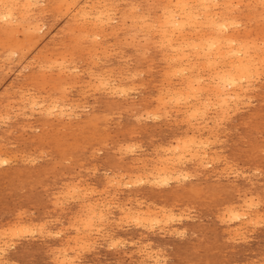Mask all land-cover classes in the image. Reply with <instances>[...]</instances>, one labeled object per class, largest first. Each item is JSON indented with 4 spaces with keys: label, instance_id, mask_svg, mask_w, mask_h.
I'll return each instance as SVG.
<instances>
[{
    "label": "rangeland",
    "instance_id": "obj_1",
    "mask_svg": "<svg viewBox=\"0 0 264 264\" xmlns=\"http://www.w3.org/2000/svg\"><path fill=\"white\" fill-rule=\"evenodd\" d=\"M129 1L131 0H119V1L114 0L116 6L112 12L113 14L111 13V18L113 19L112 20L113 22H111V24L113 26H116L115 31L113 33H110L109 31H107L106 32L107 34L105 36L97 38V42L99 43L97 46L94 47L91 44L92 43L95 44V42H90L91 36L90 38H88L89 36H83V38H81L80 40L77 39L78 40L77 41L76 40L77 33L76 32L73 33V31H70L72 30L74 25L81 24L85 21L88 22L89 18H91L90 16L89 18L88 17L84 19L80 18V12H76L78 11L76 9L70 10V12L63 15L61 13H58L56 10H54L50 6L47 0H43L41 2V5H43L42 8L44 10H42V12L39 15H37L39 16V23H41L42 25L41 31L39 32L40 34L38 33V36L40 39V40L38 39L37 41L38 43L36 42L30 46H25L24 50L26 52L23 51L25 53L24 55L25 57H23L24 60L21 59V61H18V60L12 59L11 61H13V63L12 62H10L9 64L4 63V65L2 61L0 60V117L2 118L0 119L1 120L0 121V138H1L0 139V143H1L0 152L2 151V153H0V158H2L0 160V164L2 165L0 166V230H1L0 235L3 234V237L0 236V243H1L0 246L3 244L0 247V264H60V263L68 264L69 262H70L69 264H89V263L90 264L91 263L92 264H138V263L139 264H143V263L144 264H149V263L154 264L155 261L157 262V264H159V262H161L160 264H164V263L165 264H255V263L264 264V227H263L264 221L263 220L260 221L261 218H264L263 216L264 215V206H263L264 205V199H263L264 198V74H263L264 67L260 68L258 75L254 74V76H252L251 79L249 78V80L251 81L252 79L254 80V82L253 81L250 82L252 85L249 84L248 81L244 82V80L239 83L241 84L242 89L241 90L236 89L237 94H238L237 98H233L234 100L230 98L227 102H225V104L227 105L222 106L220 105L221 103L218 104L219 100L216 98V96L213 97L214 94H212L210 91H207V89L205 90L206 93L205 91L200 92L201 93L199 95L200 97L199 98L197 97L199 100L202 99L201 109L199 111L201 110L203 111L195 113L196 116H193L192 109L188 110L187 105H189L191 102H195L194 100L190 98H187L189 100H186V99L183 100L182 98H180L181 100L179 99L176 100L175 98H173L172 100L174 101H172L169 97L164 98L165 96L164 93L167 90L181 88L182 77L187 75L186 73L174 74L175 73L173 72L174 68H169L168 65H170L171 67L173 66L172 62L169 61L171 57L170 50H167L168 48L165 49V47L161 45L160 39L157 37L150 38L145 41L143 36H140V37L135 38L134 39L135 41H134L127 27H123V26L118 27L120 25V18H119L120 11L123 9L125 3ZM136 1H137V4H139L138 5L139 10L140 9L146 10L149 8L152 14H155L157 16L160 15L159 9H157L155 6L158 1H155V0H136ZM248 2L247 0H242L240 2L241 4H239L238 10L240 9L239 10L241 12L240 17L242 18L241 20H239L240 24L238 25V28L241 31L244 30L247 32L246 35L249 40L252 39L254 40V42L256 41L258 45H260V43L262 42L261 39H263L264 37V14H263L264 5H262L261 3L257 4V2L248 4ZM152 4L154 5V8L152 7ZM246 4H248L247 7H246ZM72 21H73V24H72ZM118 28H120L121 30ZM117 32L119 33L117 34ZM159 45H161L162 48ZM97 50H100V51H97ZM37 57L38 58L40 57V58L38 59ZM61 57H63L66 60L63 65L66 66L67 68L65 72L63 71L62 73L59 72V68L63 65L61 66L56 65V63H59L61 61L60 59ZM120 58H122V60ZM213 59L214 58L212 55L210 62H213L212 61ZM223 59H226V60H223ZM54 60H56L57 62H54L55 64H52L51 62H53ZM227 60H228L227 58H217L216 57L214 62L209 66L210 68L207 66L205 69H203V72L200 71L202 78H204L203 80L204 82L202 83L205 85H210V84L213 85L215 81L214 80L215 74L213 70L214 66L216 65L220 67ZM215 61L217 64H215ZM203 62L205 61L201 60L200 64ZM48 65H50V67ZM54 65L56 66V68ZM207 68H209L210 70ZM70 69H71V72H70ZM67 70H69V72ZM167 73H169V75ZM171 74L172 75L174 74L175 76L174 75L172 76ZM91 76L94 79H92ZM205 77L208 79H205ZM104 78H105V81H104ZM126 78L129 80L127 81ZM84 80L85 82L86 81L87 82L85 83ZM100 82H102V84H100ZM94 83L97 85H95ZM120 83L122 84L121 85L122 87L120 86V88L118 89L120 91L118 90L114 92L110 91L109 89L110 87L115 86V85H120ZM71 84H73L75 87ZM99 84L102 85V87L105 86L104 89H102V87H99L100 86ZM155 84H158V85H155ZM168 84H171V85H168ZM129 86H133V87H129ZM246 87H247V91L245 90ZM89 88L91 89L88 90ZM249 88L251 89V92H249L250 91ZM75 89L76 91H74ZM162 89H163V93H162ZM22 90L24 92H22ZM122 91L123 92L125 91L126 93L124 92L125 93L124 94ZM231 91L232 89L227 90V92L229 93H231ZM240 92L242 93L239 94ZM25 93L27 94L25 95ZM111 93L114 96H112ZM201 95H202V98H201ZM56 96H58L59 98ZM64 96H65V99H63ZM241 96H242V99H241ZM31 97L34 98V100ZM60 98L62 99V101H60L61 100ZM77 98L79 99L77 100ZM159 98H161L160 102L158 101ZM249 98L251 99L252 102L248 100ZM35 99L37 101H35ZM56 99L60 101L59 104L63 102L62 105L64 106L66 105L65 107L68 108L66 109V111L63 113L62 116H59L57 114L58 111L43 110L45 106H47V104L50 103V101H56ZM175 100L179 101V103H177ZM30 102H33V103L30 104ZM175 102H176V105H175ZM181 102H184L185 104L182 103L181 105ZM164 104H168V105H164ZM31 105H32V108L30 107ZM71 105L76 108L72 107ZM160 105L163 107L161 108ZM183 105L184 107H182L181 109V106ZM212 105L213 106L216 105L217 107L214 108ZM17 106L19 109L17 108ZM167 106H170V107L167 108ZM226 106H228L232 110L227 108ZM175 109H177L180 112H178ZM221 109H226V111H223ZM165 110L166 111L168 110V111L166 112ZM185 110H188V111H185ZM18 111H19V115L17 114ZM48 111H50V114L48 113ZM153 111L154 112L156 111V114ZM3 112L7 113L8 118L7 117L4 118ZM38 112H41V113H38ZM52 113L54 114V116L55 115L57 116L54 117ZM69 113H72V115ZM179 113L182 115V117ZM188 113L192 116V118ZM223 113H224V116H223ZM146 114H149V115H146ZM158 115L161 117H158ZM210 115L211 116L213 115V116L211 117ZM120 117H123V118H120ZM187 118L190 122L187 120ZM208 119L209 120L212 119L213 121L212 120L209 121ZM227 120L228 121L231 120V121L228 122ZM216 123H218V126H216L217 125ZM203 125L206 127L203 128ZM208 126H210V128ZM103 128L104 129L107 128V129L104 130ZM184 129L186 131L188 130L189 132L187 131L188 132L187 133ZM192 132H195L197 138L201 139L200 140L201 142L206 139L205 141L202 142L201 145H200L201 142H197L198 143L197 145L198 146L200 145V147H197V145L196 146L192 145L191 142L189 143L188 141H186V139L189 140L190 138L189 136H191ZM200 134L201 135L203 134V135L201 136ZM212 134H214V136ZM183 140L186 141L187 147L185 148L187 149H185L184 156H182L178 160L177 156L179 155V153L173 152L171 148H175L177 141H180L182 143L184 142ZM213 140L215 142H213ZM210 141L213 142L214 144L213 143L210 144L211 143ZM187 142L189 145L187 144ZM193 144H196V142H194ZM130 145H132V147ZM125 146L129 147L128 148L129 150H127V147ZM130 149L133 150V152ZM162 149L165 150V152ZM195 152L197 153V159H194V157L196 158V156H193ZM132 153L134 156L132 155ZM192 153L193 155L191 156ZM198 153L201 155H199ZM203 153H205L206 155H204ZM158 155L161 158H159ZM96 156H99V157H96ZM167 156H168V160H165ZM202 156L203 158L204 157L205 158L202 159ZM9 157L11 159H8ZM190 157H193V159L192 158L189 159ZM153 159L156 162L152 161ZM163 160L168 161L167 163L171 161L172 163L171 164L169 163L167 166L171 167L172 165L171 167L172 171L174 172L178 171V173L174 174V176L172 175V177L169 180H167L168 184L167 183L162 184L163 185L162 186L161 184H159V179H157L158 184H157V180L154 181L157 176L155 177L156 173L153 170L154 169L153 166L159 167ZM175 161H176V164H175ZM181 161H182V164H180ZM214 162H217V163H214ZM72 167H75V168H72ZM147 168L149 169L147 170ZM222 170H224L225 173ZM113 172H115L116 175ZM228 172H229V176H227ZM255 172L258 174H256ZM134 173L135 175H138L140 177L135 176ZM150 173L153 178L150 177ZM236 175L239 177H237ZM145 176L147 178H144ZM254 176H256L257 178ZM228 177L230 178L228 179ZM191 178L193 179L191 180ZM217 178L219 180H217ZM115 180L118 182V184H116L117 182ZM107 181L111 183L109 184ZM126 181H128V183ZM139 181L140 183L138 184ZM134 182L137 183L138 185L136 186ZM141 182H143V184ZM131 183H133L132 186H131ZM152 183L154 185H152ZM111 184H112V187H110ZM71 185L73 186V188L74 187L76 188L74 189L71 188ZM125 185H126V188L124 187ZM79 187H81V190L79 189ZM82 187H85V189L87 190H85L84 188L82 189ZM96 188L98 189V191H96L97 190ZM67 189L70 191H68ZM72 190L73 191L75 190V191L72 192ZM85 192L86 194H88L89 192L88 194L89 197L88 195L86 196ZM74 193L75 195L73 196ZM91 194H94V195H91ZM116 195L119 197L116 198L117 197ZM68 196L69 197L71 196L73 200L71 199V197L69 199ZM79 197L81 198L80 200H78ZM247 198L252 199V200H249ZM260 199H263V200H260ZM57 201H60L59 202L60 204ZM250 201L254 202L255 205L254 203H253L254 206L250 204L251 203ZM105 202L107 203L105 204ZM136 203H139V205ZM244 203L245 204L249 203V204H246L248 205V207L245 206ZM90 204L96 206L94 207V209L95 208L97 209V205L99 204L97 211L95 209L93 211V214H90L89 207H93ZM187 205L188 207L186 208ZM250 205L253 208H251ZM107 206L108 207L110 206L111 208L110 207L108 208ZM125 206L127 208H125ZM158 206L159 208L157 209ZM184 208H186V210ZM237 208L239 210H236ZM100 209L102 213L100 212ZM103 209H105L106 211ZM128 210L129 211L131 210L133 212L131 211L129 212ZM138 211H140L139 213H141L142 211L143 212L153 211V213L157 214V217L159 218L158 219L159 222L157 223L159 225L153 222H152L153 223L152 225L151 222L142 223V222L135 220L134 217L136 215L134 216L133 214H137ZM128 213H130L131 215L129 214L128 216ZM153 213H152V216L156 217V215L155 214L153 215ZM185 213H188L189 215ZM235 213H238L237 217H239V214L245 215L246 213V215L245 216L241 215L237 219L236 217L237 214ZM257 213H258V216H257ZM99 214L100 215L104 214L103 219L97 218L100 216ZM191 214L193 215L191 216ZM163 215L165 218L166 217L167 218L165 219ZM169 215L171 216L169 217ZM32 216H35V217H32ZM79 216H81L82 218ZM85 216H86V221L84 218ZM89 216H92V217L89 218ZM124 216H128V217L123 218ZM233 216L236 217L237 220ZM129 217H130V220H129ZM175 217H177L178 219L177 218L175 219ZM181 217L183 220L181 219ZM160 218L163 220L160 221ZM196 218L198 220H195ZM88 219H90L91 221L94 220L92 221L93 224L92 223L88 224L90 223V222L87 223V221H89ZM222 219L223 221H226V222H223ZM166 220H168V222ZM247 220L249 223L250 222L252 223V221L254 220L252 223L253 225L251 223L249 224ZM76 221L78 222V224ZM79 221L80 222L82 221V222L80 223ZM116 221H118V223ZM121 221L124 222V224H122ZM126 221L130 224H128ZM244 222H247V223H244ZM254 222L257 224L255 228H253V226L256 225ZM30 224L32 227L30 226ZM131 224L133 226H131ZM238 225L240 227H237ZM23 226H26V227H23ZM27 226L31 228H28ZM8 227L11 228L12 230L9 231L10 229H8ZM86 227L88 230L86 229ZM91 227L92 228L94 227L95 229L94 228L91 229ZM20 228H23V229H20ZM98 228L100 231H98ZM151 228L153 231L151 230ZM158 229H160L161 231ZM20 230H22L23 233H21ZM27 230L28 231L32 230L31 231L32 233L28 232ZM179 230H180V233H179ZM5 231H6V236H9V237L11 236L12 239L11 237L6 238V236L4 235ZM33 231L35 232L33 233ZM40 231L41 233L37 234ZM102 231H104V233ZM24 232H27L28 234L26 233L25 235ZM47 232L48 233L51 232V233H49L48 235ZM19 233L20 235H18L17 237V234ZM97 233L99 234V236ZM13 236H14V239H13ZM31 236L33 239L31 238ZM71 236H74V237H71ZM3 240H4V243L2 242ZM81 240L85 244L83 242H79ZM130 241L131 243H129ZM233 241H236V242H233ZM5 243L6 245L9 246L10 249L7 246H5ZM86 243L88 244L90 243V244L88 245ZM113 243L114 244L117 243V244L114 247H112L114 245ZM83 244L85 245V247ZM139 244H141L142 247ZM81 245L83 249L81 248L79 249ZM54 247L56 248V250H53L55 249ZM63 249L66 251H64ZM74 249H77V250H74ZM148 249L150 250L151 253L149 252ZM145 250H147L148 252H146ZM154 251L156 254L154 253ZM158 251L160 253H158ZM65 252H66V255H65ZM135 252H137V254ZM158 254L159 255L161 254L162 256L161 255L159 256ZM76 255H77V261H76ZM148 257L150 258V260L148 259ZM63 259L64 261L67 260V262L63 263L62 261ZM70 259H73L74 261L73 260L71 261Z\"/></svg>",
    "mask_w": 264,
    "mask_h": 264
},
{
    "label": "bare ground",
    "instance_id": "obj_2",
    "mask_svg": "<svg viewBox=\"0 0 264 264\" xmlns=\"http://www.w3.org/2000/svg\"><path fill=\"white\" fill-rule=\"evenodd\" d=\"M43 0H0V60L2 61V63H3V65H4V63H6V64H9L10 62H12L13 63V61H11L12 59H14V60H18V61H21V59H23V57H25L24 55H25V53L23 52V51H25L24 50V48H25V46H30V45H32V44H34V43H36L37 41H38V39H39V36H38V33L41 31V23H39V16H37V15H39L41 12H42V10H44L43 8H42V6L43 5H41V2H42ZM48 2H49V4H50V6L54 9V10H56L58 13H61V14H67L68 12H70V10H78V11H76V12H80V18H86V17H88L89 18V16L91 17V18H89V21L88 22H83V23H81V24H78V25H74V27L72 28V30H70V31H73V33L74 32H76L77 33V36H76V40L78 39V40H80L81 38H83V36H89L88 38H90V36H91V40H90V42H95V44H91V45H93L94 47L95 46H97L98 45V43L99 42H97V38H99V37H103V36H105L107 33V31H109L110 33H113L114 31H115V28H116V26H113L112 24H111V22H113L112 20V18H111V13L113 12V10L115 9V6H116V4H115V2H114V0H47ZM119 1V0H118ZM155 1H158L157 3H156V8L157 9H159V12H160V15L159 16H157V15H155V14H152L151 12H150V10H149V8L148 9H146V10H144V9H140L139 10V4H137V1L136 0H131V1H129V2H127V3H125V5H124V7H123V9L120 11V25L118 26V27H120V26H123V27H127L128 28V30H129V32H130V34L132 35L131 37L133 38V40L135 39V38H137V37H140V36H143V38L145 39V41L146 40H148V39H150V38H155V37H157V38H159L160 39V42H161V45L163 46V47H165V49L166 48H168L167 50H170V52H171V57H170V59H169V61L170 62H172V64H173V66L171 67L170 65H168L169 66V68H174V70H173V72H175L174 74H176V73H179V74H184V73H186L187 75H185V76H183L182 77V83H181V88H179V89H170V90H167L165 93H164V98L165 97H169L171 100L173 99V98H175L176 100H181L180 98H182L183 100L184 99H186V100H189V99H187V98H190V99H192V100H194L195 102H191L189 105H187V109L189 110H191L192 109V112H193V116H196L195 115V113H198V112H201V111H203V110H201V111H199L200 109H201V100H199L198 98L200 97L199 95L201 94L200 92H204L206 89H207V91H210L212 94H214L213 95V97L214 96H216V98L219 100V102H218V104L219 103H221L220 105H227V104H225V102H227L230 98H237V91H236V89H242V86H241V84H239L241 81H243L244 80V82H246V81H248L249 82V84H251L250 82H254V80L252 79V81L251 80H249V78L251 79V77L252 76H254V74L255 75H258L259 74V71H260V68H263L264 67V37H263V39H261L262 40V42L260 43V45H258L257 43H256V41L254 42V40H252V39H248L247 38V35H246V31H241L239 28H238V25L240 24V22H239V20H241V18L242 17H240V14H241V12L238 10V7H239V4H241L240 2L242 1V0H155ZM249 1V2H248ZM126 2V1H125ZM247 2H248V4L249 3H256L257 2V4H259V3H261L262 5H264V0H247ZM44 3V2H43ZM42 3V4H43ZM119 4V3H118ZM117 4V5H118ZM248 4H246V7L248 6ZM41 7H40V6ZM123 5V4H122ZM256 5V4H255ZM55 6V7H54ZM46 7V6H45ZM152 7L154 8V5L152 4ZM122 8V7H121ZM141 8V7H140ZM262 9V8H261ZM264 9V8H263ZM117 10H118V8H117ZM243 10V9H242ZM36 11V12H35ZM48 11V10H47ZM251 11V10H250ZM256 11V10H255ZM45 12V11H44ZM246 12V11H245ZM258 12H259V10H258ZM115 13H117V12H115ZM248 13V12H247ZM246 13V14H247ZM254 13H256V12H254ZM71 14V13H70ZM76 14V13H75ZM79 14V13H78ZM113 14V13H112ZM262 14V13H261ZM264 14V13H263ZM42 15H43V13H42ZM45 15V14H44ZM48 15V14H47ZM248 15V14H247ZM251 15V14H250ZM260 15V14H259ZM66 16V15H65ZM76 16V15H75ZM243 16V15H242ZM64 17V16H63ZM249 17V16H248ZM259 17V16H258ZM65 18V17H64ZM68 18V17H67ZM115 18V17H114ZM117 18H118V16H117ZM251 18V17H250ZM255 18H257V17H255ZM261 19H262V17H261ZM41 20V19H40ZM59 20H60V18H59ZM79 20V19H78ZM65 22V21H64ZM67 22V21H66ZM127 22H128V24H127ZM116 23V22H115ZM243 23H244V21H243ZM72 24H73V21H72ZM71 24V25H72ZM77 24V23H76ZM114 24V23H113ZM117 24V23H116ZM248 24V23H247ZM254 24V23H253ZM58 25V24H57ZM62 26V25H61ZM60 26V27H61ZM45 27V26H44ZM58 28V27H57ZM56 28V29H57ZM246 28V27H245ZM61 29V28H60ZM59 29V30H60ZM118 29H120V28H118ZM53 30V29H52ZM51 30V31H52ZM121 30V29H120ZM50 31V32H51ZM56 31V30H55ZM108 32V33H109ZM122 32V31H121ZM119 32H117V34H118ZM125 33V32H124ZM40 34V33H39ZM50 34V33H49ZM85 34V35H84ZM117 34H116V36H117ZM51 37V36H50ZM109 37V36H108ZM111 37V36H110ZM124 37V36H123ZM128 37V36H127ZM86 38V37H85ZM142 38V37H141ZM44 39V38H43ZM42 39V40H43ZM254 39H256V38H254ZM40 40V39H39ZM73 40V39H72ZM77 40V41H78ZM83 40H85V39H83ZM87 40V39H86ZM89 40V39H88ZM128 40V39H127ZM45 41V40H44ZM82 41V40H81ZM102 41V40H101ZM132 41V40H131ZM135 41V40H134ZM140 41V40H139ZM157 41V40H156ZM89 42V43H90ZM128 42V41H127ZM38 43V42H37ZM45 43V42H44ZM56 43V42H55ZM81 43V42H80ZM145 43V42H144ZM152 43H154V42H152ZM41 44V43H40ZM149 44V43H148ZM156 44V43H155ZM76 45V44H75ZM110 45V44H109ZM137 45V44H136ZM161 45H159V46H161ZM40 46V45H39ZM158 46V45H157ZM162 46H161V48H162ZM99 47V46H98ZM102 47H104V46H102ZM107 47V46H106ZM36 48V47H35ZM91 48V47H90ZM135 48V47H134ZM156 48V47H155ZM94 49H96V48H94ZM101 49V48H100ZM115 49V48H114ZM139 49V48H138ZM159 49V48H158ZM36 50V49H35ZM40 50V49H39ZM92 50V49H91ZM90 50V51H91ZM97 51H100V50H97ZM103 51V50H102ZM107 51V50H106ZM105 51V52H106ZM121 51V50H120ZM147 51V50H146ZM160 51H162V50H160ZM26 52V51H25ZM34 52V51H33ZM73 52V51H72ZM116 52V51H115ZM151 52V51H150ZM170 52H169V54H170ZM98 53V52H97ZM114 53V52H113ZM146 53V52H145ZM149 53V52H148ZM29 54V53H28ZM27 54V55H28ZM91 54V53H90ZM94 54H96V53H94ZM165 54V53H164ZM168 54V55H169ZM104 55V54H103ZM102 55V56H103ZM112 55V54H111ZM212 55H213V62H214V60L216 59V57L217 58H227L228 60L227 61H225V63L224 64H222L220 67L219 66H214V74H215V77H214V83H213V85H205V84H203L202 82H204L203 80H204V78H202V75L200 74V71H202L203 72V69H205L207 66L209 67L213 62H210V59L212 58ZM31 56V55H30ZM92 56H93V54H92ZM96 56V55H95ZM101 56V55H100ZM109 56V55H108ZM118 56V55H117ZM144 56H146V55H144ZM164 56V55H163ZM170 56V55H169ZM14 57V58H13ZM60 57V56H59ZM89 57V56H88ZM114 57V56H113ZM124 57V56H123ZM38 58V57H37ZM40 58V57H39ZM38 58V59H39ZM68 58H70V57H68ZM73 58V57H72ZM94 58V57H93ZM99 58V57H98ZM98 58H97V60H98ZM102 58V57H101ZM163 58H165V57H163ZM61 59V61L59 62V63H56V65L57 66H61V65H63L64 63H65V59L63 58V57H61L60 58ZM67 59V58H66ZM92 59V58H91ZM121 60H122V58H120ZM119 59V60H120ZM24 60V59H23ZM56 60H58V59H56ZM56 60H54L53 62H51L52 64H55L54 62H57ZM129 60H130V58H129ZM201 60H204L205 62H203V63H201L200 64V61ZM223 60H226V59H223ZM43 61H44V59H43ZM126 61V60H125ZM217 61V60H216ZM216 61H215V64H217L216 63ZM222 61V60H221ZM23 62V61H22ZM26 62V61H25ZM29 62V61H28ZM32 62H33V60H32ZM39 62V61H38ZM97 62V61H96ZM95 62V63H96ZM67 63V62H66ZM68 63H69V61H68ZM73 63V62H72ZM43 64V63H42ZM219 64V63H218ZM23 65V64H22ZM96 65V64H95ZM46 66V65H45ZM49 67H50V65H48ZM55 66V65H54ZM77 66V65H76ZM75 66V67H76ZM18 67V66H17ZM25 67V66H24ZM40 67H41V65H40ZM44 67V66H43ZM213 67V66H212ZM9 68V67H8ZM55 68H56V66H55ZM54 68V69H55ZM58 68V67H57ZM210 68V67H209ZM209 68H207V69H209ZM4 69V68H3ZM67 68H66V66H61L60 68H59V72L60 73H62L63 71L65 72V70H66ZM75 69V68H74ZM77 69H79V68H77ZM110 69V68H109ZM108 69V70H109ZM18 70V69H17ZM26 70V69H25ZM43 70V69H42ZM48 70V69H47ZM56 70H58V69H56ZM82 70V69H81ZM172 70V69H171ZM210 70V69H209ZM4 71V70H3ZM9 71V70H8ZM23 71V70H22ZM46 71V70H45ZM52 71V70H51ZM68 72H69V70H67ZM106 71V70H105ZM125 71V70H124ZM145 71V70H144ZM153 71V70H152ZM167 71V70H166ZM170 71V70H169ZM168 71V72H169ZM207 71V70H206ZM7 72V71H6ZM18 72V71H17ZM26 72V71H25ZM70 72H71V69H70ZM72 72H74V71H72ZM95 72V71H94ZM121 72H122V70H121ZM142 72V71H141ZM172 72V73H173ZM13 73V72H12ZM20 73H21V71H20ZM78 73V72H77ZM83 73H84V71H83ZM103 73H104V71H103ZM112 73V72H111ZM144 73V72H143ZM170 73V72H169ZM169 73H167L168 75H169ZM206 73V72H205ZM261 73H262V71H261ZM23 74V73H22ZM108 74V73H107ZM130 74V73H129ZM137 74V73H136ZM164 74V73H163ZM173 74V75H174ZM204 74V73H203ZM263 74H264V72H263ZM16 75V74H15ZM19 75V74H18ZM50 75V74H49ZM75 75V74H74ZM110 75V74H109ZM131 75V74H130ZM134 75V74H133ZM142 75V74H141ZM172 75V74H171ZM172 75V76H173ZM210 75V74H209ZM13 76V75H12ZM57 76H58V74H57ZM59 76H61V75H59ZM89 76V75H88ZM93 76H94V74H93ZM106 76V75H105ZM167 76V75H166ZM171 76V77H172ZM175 76V75H174ZM181 76V75H180ZM213 76V75H212ZM76 77V76H75ZM78 77V76H77ZM92 77V76H91ZM98 77V76H97ZM97 77H95V78H97ZM117 77V76H116ZM165 77V76H164ZM170 77V76H169ZM257 77V76H256ZM99 78H100V76H99ZM108 78V77H107ZM114 78V77H113ZM122 78H124V77H122ZM135 78V77H134ZM139 78V77H138ZM137 78V79H138ZM254 78V77H253ZM262 78V77H261ZM73 79V78H72ZM71 79V80H72ZM90 79V78H89ZM92 79H94L93 77H92ZM119 79V78H118ZM117 79V80H118ZM127 79V78H126ZM164 79V78H163ZM168 79V78H167ZM172 79H174V78H172ZM179 79V78H178ZM205 79H208V78H206L205 77ZM257 79V78H256ZM97 80V79H96ZM102 80V79H101ZM100 80V81H101ZM116 80V81H117ZM129 79H127V81H128ZM170 80V79H169ZM104 81H105V78H104ZM122 81V80H121ZM206 81V80H205ZM212 81H213V79H212ZM257 81V80H256ZM84 82H85V80H84ZM87 82V81H86ZM85 82V83H86ZM109 82V81H108ZM173 82H175V81H173ZM209 82V81H208ZM8 83V82H7ZM114 83V82H113ZM116 83V82H115ZM118 83V82H117ZM163 83H165V82H163ZM2 84V83H1ZM66 84V83H65ZM88 84V83H87ZM95 84V83H94ZM100 84H102V82H100ZM99 84V85H100ZM106 84V83H105ZM104 84V85H105ZM139 84V83H138ZM11 85V84H10ZM53 85V84H52ZM71 85H73V84H71ZM95 85H97V84H95ZM103 85V86H104ZM122 84L120 83V85H115V86H112V87H110L109 89H110V91L111 92H114V91H117L119 88H120V86H121ZM155 85H158V84H155ZM167 85V84H166ZM168 85H171V84H168ZM175 85H176V83H175ZM252 85V84H251ZM262 85V84H261ZM61 86H62V84H61ZM74 86V85H73ZM84 86V85H83ZM82 86V87H83ZM92 86V85H91ZM55 87V86H54ZM75 87V86H74ZM97 87V86H96ZM99 87H102V85H100ZM105 87V86H104ZM104 87H102V89H104ZM107 87V86H106ZM109 87V86H108ZM122 87V86H121ZM124 87V86H123ZM129 87H133V86H129ZM138 87V86H137ZM153 87V86H152ZM156 87V86H155ZM168 87V86H167ZM170 87V86H169ZM177 87V86H176ZM25 88V87H24ZM57 88V87H56ZM65 88V87H64ZM94 88V87H93ZM136 88V87H135ZM143 88V87H142ZM163 88V87H162ZM175 88V87H174ZM28 89V88H27ZM72 89V88H71ZM83 89V88H82ZM91 88H89L88 90H90ZM99 89V88H98ZM98 89H97V91H98ZM123 89V88H122ZM121 89V90H122ZM128 89V88H127ZM126 89V90H127ZM134 89V88H133ZM160 89V88H159ZM231 90L232 89V91H231V93H229V92H227V90ZM250 89V88H249ZM259 89V88H258ZM257 89V90H258ZM63 90H65V89H63ZM70 90V89H69ZM81 90V89H80ZM84 90V89H83ZM95 90H96V88H95ZM129 90H130V88H129ZM129 90H128V92H129ZM137 90V89H136ZM245 90L247 91V87L245 88ZM244 90V91H245ZM260 90V89H259ZM15 91V90H14ZM20 91V90H19ZM73 91V90H72ZM71 91V92H72ZM74 91H76V89L74 90ZM118 91H120V90H118ZM256 91V90H255ZM22 92H24L23 90H22ZM68 92V91H67ZM90 92V91H89ZM92 92V91H91ZM96 92V91H95ZM102 92H104V91H102ZM123 92V91H122ZM122 92H121V94H122ZM125 92V91H124ZM123 92V93H124ZM138 92V91H137ZM160 92V91H159ZM249 92H251V89H250V91ZM30 93H31V91H30ZM35 93V92H34ZM38 93V92H37ZM61 93V92H60ZM62 93H64V92H62ZM87 93V92H86ZM86 93H84V94H86ZM93 93V92H92ZM99 93V92H98ZM107 93V92H106ZM126 93V92H125ZM124 93V94H125ZM131 93V92H130ZM140 93V92H139ZM162 93H163V89H162ZM205 93H206V91H205ZM242 92H240L239 94H241ZM248 93V92H247ZM20 94V93H19ZM27 93H25V95H26ZM41 94V93H40ZM50 94V93H49ZM96 94V93H95ZM112 94V93H111ZM136 94V93H135ZM245 94V93H244ZM7 95V94H6ZM21 95V94H20ZM31 95H32V93H31ZM42 95V94H41ZM88 95H89V93H88ZM163 95V94H162ZM161 95V96H162ZM204 95V94H203ZM208 95V94H207ZM243 95V94H242ZM4 96V95H3ZM3 96H1V97H3ZM35 96V95H34ZM47 96V95H46ZM61 96V95H60ZM82 96H84V95H82ZM109 96V95H108ZM112 96H114L113 94H112ZM116 96H117V94H116ZM121 96V95H120ZM209 96V95H208ZM207 96V97H208ZM233 96V97H232ZM26 97V96H25ZM48 97H49V95H48ZM56 97H58V96H56ZM91 97V96H90ZM133 97V96H132ZM137 97V96H136ZM159 97V96H158ZM198 97V98H197ZM250 97H252V96H250ZM28 98V97H27ZM32 98V97H31ZM30 98V99H31ZM42 98V97H41ZM52 98V97H51ZM59 98V97H58ZM80 98V97H79ZM79 98H77V100L79 99ZM123 98V97H122ZM128 98V97H127ZM164 98H162V99H164ZM201 98H202V95H201ZM239 98H240V96H239ZM245 98V97H244ZM20 99V98H19ZM26 99V98H25ZM24 99V100H25ZM33 100H34V98H32ZM37 99V98H36ZM35 99V101H37ZM39 99H40V97H39ZM61 99V98H60ZM63 99H65V96H64V98ZM157 99V98H156ZM161 98H159V102L161 101L160 100ZM209 99V98H208ZM241 99H242V96H241ZM255 99V98H254ZM11 100V99H10ZM18 100V99H17ZM23 100V99H22ZM45 100H47V99H45ZM53 100H54V98H53ZM74 100H75V98H74ZM123 100H125V99H123ZM175 100V101H176ZM192 100H190V101H192ZM234 100V99H233ZM239 100V99H238ZM237 100V101H238ZM246 100V99H245ZM248 100H250L251 101V99L249 98ZM9 101V100H8ZM12 101V100H11ZM26 101V100H25ZM25 101H24V103H25ZM29 101V100H28ZM34 101V102H35ZM60 101H62V99L60 100ZM60 101H58L57 99H56V101H50V103L49 104H47V106H45V108L43 109V110H52V111H58V115L59 116H62L63 115V113L66 111V109H68V108H66L64 105H62V103L61 104H59L60 103ZM70 101V100H69ZM80 101V100H79ZM172 101H174V100H172ZM171 101V102H172ZM209 101V100H208ZM232 101V100H231ZM241 101V100H240ZM10 102V101H9ZM17 102V101H16ZM39 102V101H38ZM46 102V101H45ZM76 102V101H75ZM75 102H73V103H75ZM177 103H179V101H176ZM176 102H175V105H176ZM185 102V101H184ZM184 102H181V105H182V103H184ZM210 102V101H209ZM212 102V101H211ZM214 102V101H213ZM215 102H216V100H215ZM236 102V101H235ZM244 102V101H243ZM242 102V103H243ZM252 102V101H251ZM12 103V102H11ZM19 103V102H18ZM17 103V104H18ZM21 103V102H20ZM33 102H30V104H32ZM36 103V102H35ZM44 103V102H43ZM167 103H169V102H167ZM189 103V102H188ZM207 103V102H206ZM234 103V102H233ZM23 104V103H22ZM27 104V103H26ZM25 104V105H26ZM69 104V103H68ZM83 104V103H82ZM160 104V103H159ZM163 104V103H162ZM185 104V103H184ZM205 104V103H204ZM214 104V103H213ZM250 104V103H249ZM35 105V104H34ZM80 105V104H79ZM78 105V106H79ZM164 105H168V104H164ZM174 105V104H173ZM211 105V104H210ZM219 105V106H220ZM234 105V104H233ZM232 105V106H233ZM248 105V104H247ZM254 105V104H253ZM13 106V105H12ZM37 106V105H36ZM35 106V107H36ZM42 106V105H41ZM72 106V105H71ZM95 106H97V105H95ZM161 106V105H160ZM206 106V105H205ZM208 106V105H207ZM213 106V105H212ZM218 106V107H219ZM235 106V105H234ZM237 106V105H236ZM242 106H244V105H242ZM246 106V105H245ZM249 106V105H248ZM8 107V106H7ZM22 107H24V106H22ZM31 108H32V105L30 106ZM34 107V106H33ZM72 107H74V106H72ZM93 107V106H92ZM163 106H161V108H162ZM168 107H170V106H167V108ZM173 107V106H172ZM179 107V106H178ZM182 107H184V105L183 106H181V109H182ZM186 107V106H185ZM209 107V106H208ZM211 107V106H210ZM214 108H216L217 106L215 105V106H213ZM227 108H229L228 106H226ZM231 107V106H230ZM239 107H241V106H239ZM17 108H18V106H17ZM26 108H27V106H26ZM37 108H39V107H37ZM36 108V109H37ZM43 108V107H42ZM74 108H76V107H74ZM157 108V107H156ZM175 108V107H174ZM180 108V107H179ZM179 108H177V109H179ZM207 108V107H206ZM212 108V107H211ZM213 108V109H214ZM238 108V107H237ZM241 108H243V107H241ZM240 108V109H241ZM19 109V108H18ZM177 109H175V110H177ZM203 109V108H202ZM212 109V110H213ZM229 109H231V108H229ZM17 110V109H16ZM21 110V109H20ZM23 110V109H22ZM72 110V109H71ZM70 110V111H71ZM87 110V109H86ZM153 110V109H152ZM188 110H185V111H188ZM208 110V109H207ZM206 110V111H207ZM210 110V109H209ZM216 110V109H215ZM221 110H223V111H226V109H221ZM232 110V109H231ZM234 110V109H233ZM25 111H26V109H25ZM30 111H32V110H30ZM73 111V110H72ZM82 111H83V109H82ZM146 111V110H145ZM158 111V110H157ZM166 111V110H165ZM168 111V110H167ZM166 111V112H167ZM178 111V110H177ZM218 111V110H217ZM222 111V112H223ZM228 111V110H227ZM241 111V110H240ZM34 112V111H33ZM43 112V111H42ZM154 112V111H153ZM153 112H152V114H153ZM160 112V111H159ZM172 112H173V110H172ZM178 112H180V111H178ZM211 112V111H210ZM4 113V112H3ZM14 113V112H13ZM21 113V112H20ZM27 113V112H26ZM35 113V112H34ZM38 113H41V112H38ZM48 113L50 114V111H48ZM75 113V112H74ZM146 113V112H145ZM147 113H149V112H147ZM155 114H156V111L154 112ZM162 113V112H161ZM205 113V112H204ZM225 113V112H224ZM224 113H223V116H224ZM235 113V112H234ZM233 113V114H234ZM18 115H19V111H18V113H17ZM53 114V113H52ZM67 114V113H66ZM65 114V115H66ZM69 114H71L72 115V113H69ZM82 114V113H81ZM142 114H143V112H142ZM151 114V115H152ZM180 114V113H179ZM185 114V113H184ZM189 114V113H188ZM201 114H203V113H201ZM217 114H218V112H217ZM228 114V113H227ZM237 114V113H236ZM15 115V114H14ZM13 115V116H14ZM24 115H26V114H24ZM32 115H33V113H32ZM36 115V114H35ZM43 115H44V113H43ZM83 115H84V113H83ZM146 115H149V114H146ZM169 115V114H168ZM172 115V114H171ZM181 115V114H180ZM190 115V114H189ZM230 115V114H229ZM228 115V116H229ZM51 116V115H50ZM53 116H54V114H53ZM52 116V117H53ZM55 116H57V115H55ZM54 116V117H55ZM69 116V115H68ZM117 116V115H116ZM142 116V115H141ZM153 116V115H152ZM151 116V117H152ZM177 116V115H176ZM191 116V115H190ZM197 116H199V115H197ZM203 116V115H202ZM211 116V115H210ZM213 116V115H212ZM211 116V117H212ZM234 116V115H233ZM5 117H7V113H4V118ZM49 117V116H48ZM73 117V116H72ZM76 117V116H75ZM81 117V116H80ZM110 117V116H109ZM155 117V116H154ZM153 117V118H154ZM157 117V116H156ZM158 117H161V116H159L158 115ZM164 117V116H163ZM166 117V116H165ZM181 117H182V115H181ZM204 117V116H203ZM202 117V118H203ZM215 117V116H214ZM227 117V116H226ZM8 118V117H7ZM10 118V117H9ZM79 118V117H78ZM113 118V117H112ZM120 118H123V117H120ZM144 118V117H143ZM171 118V117H170ZM176 118V117H175ZM175 118H173V119H175ZM178 118V117H177ZM190 118V117H189ZM191 118H192V116H191ZM190 118V119H191ZM228 118V117H227ZM0 119H2L1 117H0ZM15 119H16V117H15ZM50 119V118H49ZM52 119V118H51ZM55 119V118H54ZM71 119V118H70ZM108 119V118H107ZM138 119V118H137ZM145 119V118H144ZM149 119V118H148ZM156 119V118H155ZM158 119H160V118H158ZM167 119H169V118H167ZM179 119V118H178ZM194 119V118H193ZM217 119H218V117H217ZM216 119V120H217ZM5 120V119H4ZM141 120V119H140ZM147 120V119H146ZM154 120V119H153ZM187 120H188V118H187ZM186 120V121H187ZM199 120V119H198ZM209 120V119H208ZM212 120V119H211ZM211 120H209V121H211ZM1 121V120H0ZM6 121V120H5ZM7 121H8V119H7ZM150 121H152V120H150ZM158 121V120H157ZM156 121V122H157ZM161 121V120H160ZM176 121V120H175ZM189 121V120H188ZM196 121H197V119H196ZM213 121V120H212ZM221 121H222V119H221ZM226 121V120H225ZM228 121V120H227ZM231 121V120H230ZM230 121H228V122H230ZM70 122V121H69ZM144 122V121H143ZM155 122V121H154ZM177 122V121H176ZM183 122V121H182ZM190 122V121H189ZM188 122V123H189ZM192 122V121H191ZM202 122V121H201ZM206 122V121H205ZM185 123V122H184ZM200 123V122H199ZM215 123V122H214ZM2 124V123H1ZM4 124V123H3ZM6 124V123H5ZM8 124V123H7ZM26 124V123H25ZM28 124V123H27ZM141 124V123H140ZM173 124V123H172ZM186 124V123H185ZM192 124V123H191ZM198 124V123H197ZM217 125L216 126H218V123H216ZM221 124V123H220ZM223 124V123H222ZM95 125V124H94ZM171 125V124H170ZM182 125V124H181ZM214 125V124H213ZM178 126V125H177ZM8 127H9V125H8ZM193 127H194V125H193ZM204 127H206V126H204L203 125V128ZM209 128H210V126H208ZM20 128V127H19ZM27 128V127H26ZM180 128V127H179ZM187 128V127H186ZM196 128V127H195ZM201 128V127H200ZM223 128V127H222ZM221 128V129H222ZM104 129V128H103ZM105 129H107V128H105ZM104 129V130H105ZM185 130V129H184ZM190 130V129H189ZM199 130V129H198ZM210 130V129H209ZM15 131V130H14ZM17 131V130H16ZM186 131V130H185ZM188 131V130H187ZM186 131V132H187ZM195 131V130H194ZM211 131V130H210ZM209 131V132H210ZM38 132V131H37ZM189 132V131H188ZM187 132V133H188ZM203 132V131H202ZM208 132V133H209ZM228 132V131H227ZM201 133V132H200ZM213 133V132H212ZM216 133V132H215ZM67 134V133H66ZM201 135V134H200ZM203 135V134H202ZM201 135V136H202ZM208 135V134H207ZM213 136H214V134H212ZM219 135V134H218ZM223 135H225V134H223ZM138 136V135H137ZM210 136H211V134H210ZM190 138H189V140H187L186 139V141H188L189 143L191 142L192 143V145H197L198 143L197 142H201L200 140L201 139H198L197 138V136H196V134H195V132H192L191 133V136H189ZM186 138V137H185ZM200 138V137H199ZM206 138V137H205ZM1 139V138H0ZM3 139V138H2ZM176 139V138H175ZM226 139V138H225ZM155 140V139H154ZM203 140V139H202ZM206 140V139H205ZM205 140H203V141H205ZM215 140V139H214ZM213 140V142H215ZM218 140V139H217ZM5 141V140H4ZM184 141V140H183ZM186 141H184V142H180V141H177V143H176V146H175V148H171L172 150H173V152H178L179 153V155L177 156V159L179 160L182 156H184V152H185V149H187V148H185V147H187V145H186ZM202 141V142H203ZM208 141V140H207ZM212 141V140H211ZM210 141V142H211ZM226 141V140H225ZM188 142H187V144H188ZM194 142H196V144H193ZM202 142L200 143V145L202 144ZM213 142H211L210 144H212ZM138 143V142H137ZM209 143V142H208ZM1 144V143H0ZM107 144V143H106ZM105 144V145H106ZM207 144V143H206ZM205 144V145H206ZM214 144V143H213ZM220 144V143H219ZM173 145V144H172ZM189 145V144H188ZM200 145L198 146L197 145V147H200ZM209 145V144H208ZM113 146V145H112ZM121 146V145H120ZM131 147H132V145H130ZM202 146H204V145H202ZM210 146H212V145H210ZM215 146V145H214ZM16 147V146H15ZM125 147H127V146H125ZM167 147V146H166ZM196 147V148H197ZM3 148V147H2ZM6 148V147H5ZM97 148V147H96ZM104 148V147H103ZM129 147H127V150H129L128 149ZM158 148V147H157ZM163 148V147H162ZM189 148V147H188ZM191 148V147H190ZM203 148V147H202ZM208 148V147H207ZM99 149H100V147H99ZM122 149V148H121ZM132 149V148H131ZM130 149V150H131ZM134 149V148H133ZM142 149V148H141ZM161 149V148H160ZM168 149V148H167ZM201 149V148H200ZM206 149V148H205ZM204 149V150H205ZM116 150V149H115ZM120 150V149H119ZM137 150V149H136ZM136 150H135V152H136ZM140 150V149H139ZM163 150V149H162ZM189 150H191V149H189ZM188 150V151H189ZM194 150V149H193ZM192 150V151H193ZM198 150V149H197ZM202 150V149H201ZM212 150V149H211ZM51 151V150H50ZM86 151V150H85ZM94 151V150H93ZM132 152H133V150H131ZM164 152H165V150H163ZM170 151V150H169ZM187 151V152H188ZM210 151V150H209ZM8 152H10V151H8ZM158 152V151H157ZM197 152V151H196ZM194 153V155H193V153L191 154V156L193 155V156H196V158L194 157V159H197V153ZM199 152V151H198ZM204 152V151H203ZM206 152V151H205ZM215 152V151H214ZM217 152V151H216ZM0 153H2V151L0 152ZM101 153V152H100ZM124 153V152H123ZM127 153V152H126ZM148 153V152H147ZM156 153V152H155ZM161 153V152H160ZM168 153V152H167ZM201 153V152H200ZM219 153H220V151H219ZM39 154V153H38ZM164 154V153H163ZM173 154V153H172ZM176 154V153H175ZM188 154V153H187ZM199 154V153H198ZM204 155H206L205 153H203ZM212 154V153H211ZM7 155V154H6ZM94 155V154H93ZM130 155V154H129ZM132 155H133V153H132ZM136 155V154H135ZM161 155V154H160ZM170 155V154H169ZM199 155H201V154H199ZM213 155V154H212ZM218 155V154H217ZM21 156V155H20ZM89 156V155H88ZM134 156V155H133ZM140 156V155H139ZM159 156V155H158ZM172 156V155H171ZM188 156V155H187ZM216 156V155H215ZM2 157V156H1ZM27 157V156H26ZM25 157V158H26ZM40 157V156H39ZM44 157V156H43ZM96 157H99V156H96ZM199 157V156H198ZM207 157V156H206ZM4 158V157H3ZM18 158H20V157H18ZM23 158V157H22ZM36 158V157H35ZM71 158V157H70ZM123 158V157H122ZM138 158H140V157H138ZM143 158V157H142ZM149 158V157H148ZM159 158H161L160 156H159ZM164 158V157H163ZM172 158V157H171ZM170 158V159H171ZM174 158V157H173ZM176 158V157H175ZM184 158V157H183ZM193 159V157H190L189 159ZM205 158V157H204ZM203 158V156H202V159H204ZM217 158H218V156H217ZM2 158H0V160H1ZM6 159V158H5ZM4 159V160H5ZM8 159H11L10 157L8 158ZM13 159V158H12ZM42 159V158H41ZM49 159V158H48ZM73 159V158H72ZM92 159V158H91ZM119 159H121V158H119ZM150 159H152V158H150ZM188 159V160H189ZM200 159V158H199ZM209 159V158H208ZM214 159V158H213ZM17 160V159H16ZM24 160V159H23ZM27 160V159H26ZM30 160V159H29ZM28 160V161H29ZM94 160V159H93ZM165 160H168V156H167V158H165ZM186 160V159H185ZM206 160V159H205ZM212 160V159H211ZM218 160H219V158H218ZM6 161V160H5ZM4 161V162H5ZM40 161V160H39ZM139 161H141V160H139ZM152 161H154V159L152 160ZM161 161V160H160ZM160 161H159V163H160ZM226 161H227V159H226ZM7 162V161H6ZM36 162V161H35ZM145 162V161H144ZM154 162H156V161H154ZM168 161H162V163L160 164V166L159 167H154L153 166V170L155 171V173H156V175H155V180L154 181H156L157 179H159V184H168V181L167 180H169L171 177H172V175L174 176V174H176V173H178V171L177 172H174V171H172V169H171V167H172V165H171V167H168L167 165L170 163H172L171 161H169V163H167ZM177 162H179V161H177ZM202 162V161H201ZM205 162V161H204ZM2 163V162H1ZM8 163V162H7ZM16 163V162H15ZM25 163V162H24ZM31 163V162H30ZM67 163H68V161H67ZM138 163V162H137ZM152 163V162H151ZM190 163H191V161H190ZM198 163V162H197ZM203 163V162H202ZM214 163H217V162H214ZM214 163H212V164H214ZM85 164V163H84ZM134 164V163H133ZM139 164V163H138ZM157 164V163H156ZM155 164V165H156ZM175 164H176V161H175ZM178 164V163H177ZM180 164H182V161H181V163ZM187 164V163H186ZM201 164V163H200ZM208 164V163H207ZM224 164V163H223ZM6 165V164H5ZM15 165V164H14ZM17 165V164H16ZM153 165H154V163H153ZM203 165V164H202ZM233 165V164H232ZM0 166H2L1 164H0ZM78 166V165H77ZM81 166V165H80ZM135 166V165H134ZM141 166V165H140ZM176 166V165H175ZM174 166V167H175ZM142 167V166H141ZM146 167V166H145ZM180 167V166H179ZM183 167H185V166H183ZM201 167V166H200ZM206 167V166H205ZM229 167V166H228ZM235 167V166H234ZM2 168V167H1ZM72 168H75V167H72ZM87 168V167H86ZM95 168V167H94ZM133 168V167H132ZM137 168V167H136ZM134 169V168H133ZM149 168H147V170H148ZM196 169H198V168H196ZM200 169V168H199ZM227 169V168H226ZM235 169V168H234ZM242 169V168H241ZM244 169V168H243ZM91 170V169H90ZM96 170V169H95ZM174 170V169H173ZM202 170V169H201ZM53 171H55V170H53ZM153 171V172H154ZM222 171H224V170H222ZM262 171V170H261ZM149 172H151V171H149ZM148 172V173H149ZM91 173V172H90ZM95 173V172H94ZM104 173V172H103ZM114 174H115V172H113ZM120 173V172H119ZM184 173H186V172H184ZM189 173V172H188ZM187 173V174H188ZM198 173V172H197ZM217 173H218V171H217ZM224 173H225V171H224ZM256 173V172H255ZM63 174H64V172H63ZM106 174V173H105ZM132 174V173H131ZM141 174V173H140ZM146 174V173H145ZM181 174V173H180ZM199 174V173H198ZM239 174H240V172H239ZM238 174V175H239ZM256 174H258V173H256ZM90 175V174H89ZM94 175V174H93ZM116 175V174H115ZM123 175H124V173H123ZM133 175V174H132ZM134 175H135V173H134ZM215 175V174H214ZM105 176V175H104ZM113 176V175H112ZM118 176V175H117ZM135 176H138V175H135ZM142 176V175H141ZM144 176V175H143ZM147 176V175H146ZM144 177V178H147V177ZM189 176V175H188ZM203 176V175H202ZM221 176V175H220ZM227 176H229V172H228V175ZM231 176V175H230ZM237 176V175H236ZM249 176V175H248ZM258 176V175H257ZM48 177V176H47ZM67 177V176H66ZM71 177V176H70ZM107 177V176H106ZM115 177V176H114ZM134 177V176H133ZM138 177H140V176H138ZM150 177H152V175H151V173H150ZM176 177H178V176H176ZM232 177V176H231ZM237 177H239V176H237ZM244 177V176H243ZM253 177V176H252ZM254 177H256V176H254ZM72 178H73V176H72ZM88 178V177H87ZM116 178V177H115ZM125 178V177H124ZM123 178V179H124ZM153 178V177H152ZM183 178V177H182ZM184 178H185V176H184ZM187 178V177H186ZM195 178V177H194ZM219 178V177H218ZM217 178V180H219ZM230 177H228V179H229ZM246 178V177H245ZM257 178V177H256ZM261 178V177H260ZM130 179V178H129ZM137 179V178H136ZM176 179V178H175ZM174 179V180H175ZM193 178H191V180H192ZM216 179V178H215ZM238 179V178H237ZM250 179V178H249ZM80 180H81V178H80ZM86 180V179H85ZM131 180H132V178H131ZM134 180V179H133ZM144 180V179H143ZM142 180V181H143ZM149 180V179H148ZM152 180V179H151ZM178 180H179V178H178ZM188 180V179H187ZM214 180V179H213ZM243 180V179H242ZM110 181V180H109ZM109 181H107L109 184L112 182V180H111V182H109ZM116 181V180H115ZM121 181V180H120ZM123 181V180H122ZM138 181V180H137ZM167 181V182H166ZM171 181H172V179H171ZM171 181H169V182H171ZM117 182V181H116ZM127 183H128V181H126ZM145 182H147V181H145ZM153 182V181H152ZM176 182V181H175ZM180 182V181H179ZM254 182V181H253ZM73 183H75V182H73ZM78 183V182H77ZM76 183V184H77ZM89 183V182H88ZM115 183V182H114ZM140 183V181L138 182V184ZM142 184H143V182H141ZM116 184H118V182L116 183ZM125 184V183H124ZM132 184L133 183H131V186H132ZM134 184L137 186L138 184L137 183H135L134 182ZM150 184V183H149ZM156 184V183H155ZM157 184H158V180H157ZM250 184V183H249ZM65 185H66V183H65ZM87 185V184H86ZM134 185V186H135ZM152 185H154L153 183H152ZM170 185V184H169ZM89 186H91V185H89ZM88 186V187H89ZM114 186V185H113ZM119 186V185H118ZM144 186V185H143ZM150 186V185H149ZM156 186V185H155ZM158 186H160V185H158ZM163 186V185H162ZM166 186V185H165ZM164 186V187H165ZM46 187V186H45ZM63 187V186H62ZM95 187V186H94ZM109 187V186H108ZM110 187H112V184H111V186ZM125 188H126V185L124 186ZM140 187H141V185H140ZM65 188V187H64ZM67 188V187H66ZM71 188H73V186L71 185ZM71 188H70V190H71ZM74 188H76V187H74ZM73 188V189H74ZM85 189V187H82V189ZM91 188V187H90ZM106 188V187H105ZM120 188V187H119ZM128 188V187H127ZM133 188V187H132ZM157 188V187H156ZM163 188V187H162ZM49 189V188H48ZM79 189L81 190V187H79ZM97 189V188H96ZM108 189V188H107ZM117 189V188H116ZM124 189V188H123ZM130 189V188H129ZM44 190V189H43ZM68 190V189H67ZM70 190H68V191H70ZM79 190V191H80ZM85 190H87V189H85ZM102 190V189H101ZM104 190V189H103ZM25 191V190H24ZM75 191V190H74ZM73 190H72V192H74ZM83 191V190H82ZM91 191V190H90ZM96 191H98V189L96 190ZM100 191V190H99ZM67 193V192H66ZM69 193V192H68ZM83 193V192H82ZM91 193V192H90ZM93 193V192H92ZM96 193H98V192H96ZM114 193H115V191H114ZM61 194V193H60ZM71 194V193H70ZM69 194V195H70ZM85 194H86V192H85ZM88 194H89V192H88ZM88 194H86V196L88 195ZM94 194H95V192H94ZM94 194H91V195H94ZM105 194H107V193H105ZM109 194V193H108ZM122 194V193H121ZM238 194H240V193H238ZM62 195V194H61ZM68 195V194H67ZM75 195V193L73 194V196ZM90 195V196H91ZM119 195V194H118ZM55 196H57V195H55ZM54 196V197H55ZM64 196V195H63ZM78 196V195H77ZM82 196V195H81ZM100 196V195H99ZM114 196V195H113ZM117 196V195H116ZM71 197V196H70ZM70 197L68 196V198L70 199ZM85 197V196H84ZM88 197H89V195H88ZM95 197V196H94ZM105 197V196H104ZM119 196H117L116 198H118ZM59 198H60V196H59ZM66 198V197H65ZM92 198V197H91ZM106 198V197H105ZM115 198V199H116ZM251 198H253V197H251ZM55 199V198H54ZM64 199V198H63ZM71 199H72V197H71ZM81 198L79 197V199L78 200H80ZM82 199H83V197H82ZM95 199V198H94ZM99 199V198H98ZM111 199H112V197H111ZM131 199V198H130ZM247 199H249V198H247ZM246 199V200H247ZM264 199V198H263ZM263 199H260V200H263ZM61 200V199H60ZM73 200V199H72ZM91 200V199H90ZM104 200V199H103ZM109 200V199H108ZM119 200V199H118ZM244 200V199H243ZM249 200H252V199H249ZM259 200V199H258ZM68 201V200H67ZM110 201V200H109ZM131 201H133V200H131ZM142 201V200H141ZM146 201V200H145ZM245 201V200H244ZM58 203L60 202V201H57ZM72 202V201H71ZM75 202V201H74ZM82 202V201H81ZM84 202V201H83ZM90 202H92V201H90ZM95 202V201H94ZM104 202V201H103ZM111 202V201H110ZM152 202V201H151ZM246 202V201H245ZM251 202V201H250ZM262 202V201H261ZM53 203V202H52ZM97 203H99V202H97ZM107 202H105V204H106ZM116 203V202H115ZM122 203V202H121ZM120 203V204H121ZM126 203V202H125ZM253 203L254 202H251L250 204H252L253 205ZM54 204H56V203H54ZM60 204V203H59ZM68 204V203H67ZM77 204V203H76ZM89 204V203H88ZM92 204V203H91ZM90 204V205H91ZM94 204H96V203H94ZM119 204V205H120ZM136 204H138L139 205V203H136ZM178 204V203H177ZM245 204V203H244ZM246 204H249V203H246ZM245 204V206H247L248 207V205H246ZM78 205V204H77ZM85 205V204H84ZM99 205V204H98ZM98 205H97V209H98ZM126 205V204H125ZM137 205V206H138ZM141 205H142V203H141ZM150 205V204H149ZM254 205H255V203H254ZM253 205V206H254ZM80 206H82V205H80ZM86 206V205H85ZM91 206H93V207H89V210H90V214H93V211L96 209H94V207H96V206H94V205H91ZM112 206H114V205H112ZM152 206V205H151ZM154 206V205H153ZM173 206V205H172ZM194 206V205H193ZM232 206V205H231ZM240 206V205H239ZM242 206V205H241ZM256 206H258V205H256ZM264 206V205H263ZM57 207V206H56ZM55 207V208H56ZM61 207V206H60ZM66 207H67V205H66ZM108 207V206H107ZM110 207V206H109ZM108 207V208H109ZM132 207V206H131ZM139 207V206H138ZM188 207V205L186 206V208ZM250 207L251 208H253L251 205H250ZM80 208H82V207H80ZM105 208V207H104ZM111 208V207H110ZM114 208V207H113ZM122 208V207H121ZM121 208H120V210H121ZM125 208H127L126 206H125ZM159 208V206L157 207V209ZM186 208H184L185 210H186ZM97 209H96V211H97ZM119 209V208H118ZM131 209V208H130ZM148 209V208H147ZM146 209V210H147ZM165 209V208H164ZM183 209V210H184ZM224 209H225V207H224ZM234 209V208H233ZM246 209V208H245ZM250 209V208H249ZM258 209H259V207H258ZM86 210V209H85ZM103 210H105V209H103ZM111 210H113V209H111ZM134 210V209H133ZM149 210V209H148ZM192 210V209H191ZM235 210V209H234ZM236 210H239L238 208L236 209ZM65 211V210H64ZM70 211V210H69ZM79 211V210H78ZM80 211H82V210H80ZM83 211H84V209H83ZM106 211V210H105ZM129 211V210H128ZM131 211V210H130ZM129 211V212H130ZM160 211V210H159ZM167 211V210H166ZM195 211V210H194ZM193 211V212H194ZM224 211V210H223ZM231 211V210H230ZM21 212V211H20ZM100 212H101V209H100ZM131 212H133V211H131ZM140 211H138L137 212V214H133L135 217H134V219L135 220H137V221H139V222H142V223H158L159 222V218L157 217V214H155V213H153V211H147V212H141V213H139ZM168 212V211H167ZM174 212V211H173ZM228 212H229V210H228ZM237 212V211H236ZM245 212H246V210H245ZM248 212V211H247ZM251 212V211H250ZM22 213V212H21ZM26 213V212H25ZM25 213H24V215H25ZM57 213V212H56ZM65 213V212H64ZM68 213V212H67ZM70 213V212H69ZM72 213V212H71ZM75 213V212H74ZM102 213V212H101ZM110 213V212H109ZM152 213H153V215L155 214L156 215V217L154 216H152ZM158 213V212H157ZM172 213V212H171ZM180 213V212H179ZM181 213H183V212H181ZM192 213V212H191ZM239 213V212H238ZM238 213H235V214H237L236 215V217L238 216ZM243 213V212H242ZM256 213V212H255ZM261 213V212H260ZM34 214V213H33ZM84 214V213H83ZM88 214V213H87ZM96 214V213H95ZM94 214V215H95ZM105 214V213H104ZM104 214H102V215H100L99 217H97V218H102L103 219V216H104ZM123 214H124V212H123ZM126 214V213H125ZM129 214L130 213H128V216H129ZM177 214V213H176ZM185 214H187V215H189L188 213H185ZM234 214V213H233ZM244 214V213H243ZM243 214H239V217L241 216V215H243ZM249 214V213H248ZM247 214V215H248ZM251 214V213H250ZM254 214V213H253ZM263 214V213H262ZM61 215V214H60ZM60 215H59V217H60ZM78 215V214H77ZM89 215V214H88ZM93 215V216H94ZM106 215V214H105ZM108 215V214H107ZM127 215V214H126ZM131 215V214H130ZM159 215V214H158ZM165 215V214H164ZM164 215H163V217H164ZM167 215V214H166ZM193 214H191V216H192ZM196 215V214H195ZM232 215V214H231ZM245 215H246V213H245ZM245 215H243V216H245ZM66 216V215H65ZM110 216V215H109ZM128 216H124L123 218H127ZM168 216V215H167ZM171 215H169V217H170ZM235 216V215H234ZM233 216V217H234ZM257 216H258V213H257ZM264 216V215H263ZM32 217H35V216H32ZM43 217V216H42ZM51 217V216H50ZM53 217V216H52ZM77 217V216H76ZM79 217H81V216H79ZM90 217H92V216H89V218ZM133 217V216H132ZM131 217V218H132ZM162 217V218H163ZM189 217V216H188ZM187 217V218H188ZM236 217H234L235 219H236ZM239 217H237V219L239 218ZM261 217V216H260ZM17 218V217H16ZM68 218H70V217H68ZM82 218V217H81ZM85 218V221H86V216L84 217ZM120 218H121V216H120ZM119 218V219H120ZM165 218V217H164ZM167 218V217H166ZM165 218V219H166ZM177 217H175V219H176ZM183 218H184V216H183ZM186 218V219H187ZM206 218V217H205ZM219 218H221V217H219ZM229 218H230V216H229ZM246 218V217H245ZM244 218V219H245ZM254 218V217H253ZM24 219V218H23ZM22 219V220H23ZM74 219H75V217H74ZM105 219V218H104ZM134 219H133V221H134ZM170 219V218H169ZM168 219V220H169ZM174 219V220H175ZM178 219V218H177ZM181 219H182V217H181ZM180 219V220H181ZM185 219V220H186ZM193 219V218H192ZM224 219V218H223ZM223 219H222V221H223ZM236 219V220H237ZM241 219H242V217H241ZM247 219V218H246ZM260 219V218H259ZM258 219V220H259ZM47 220V219H46ZM89 221H87V223L88 222H90V223H88V224H91L92 223V221H94V220H90V219H88ZM97 220V219H96ZM121 220V219H120ZM126 220V219H125ZM129 220H130V217H129ZM129 220H127V221H129ZM132 220V219H131ZM161 220H163V219H161L160 218V221ZM168 220H166L167 222H168ZM171 220H172V218H171ZM183 220V219H182ZM184 220V221H185ZM188 220V219H187ZM194 220V219H193ZM195 220H198L197 218L195 219ZM220 220V219H219ZM229 220V219H228ZM230 220H232V219H230ZM261 220H263L264 221V218H261L260 219V221ZM41 221V220H40ZM50 221V220H49ZM55 221V220H54ZM72 221V220H71ZM126 221V222H127ZM132 221V222H133ZM221 221V222H222ZM254 221V220H253ZM253 221H252V223H253ZM257 221V220H256ZM16 222V221H15ZM18 222V221H17ZM62 222H63V220H62ZM77 222V221H76ZM75 222V223H76ZM80 222V221H79ZM82 222V221H81ZM80 222V223H81ZM110 222V221H109ZM117 223H118V221H116ZM122 222V221H121ZM138 222V223H139ZM163 222V221H162ZM166 222V223H167ZM170 222V221H169ZM175 222V221H174ZM178 222V221H177ZM183 222V221H182ZM223 222H226V221H223ZM230 222V221H229ZM238 222V221H237ZM236 222V223H237ZM241 222H242V220H241ZM247 222H248V220H247ZM247 222H244V223H247ZM31 223V222H30ZM47 223V222H46ZM70 223V222H69ZM73 223V222H72ZM71 223V224H72ZM101 223H102V221H101ZM103 223H104V221H103ZM115 223V222H114ZM119 223H120V221H119ZM128 223V222H127ZM135 223H136V221H135ZM153 223H152V225H153ZM172 223V222H171ZM249 223V222H248ZM251 223V222H250ZM249 223V224H250ZM251 223V224H252ZM255 223V222H254ZM260 223H262V222H260ZM45 224V223H44ZM52 224V223H51ZM58 224V223H57ZM60 224V223H59ZM77 224H78V222H77ZM83 224V223H82ZM87 224V225H88ZM93 224V223H92ZM106 224V223H105ZM110 224V223H109ZM122 224H124V222H122ZM128 224H130V223H128ZM127 224V225H128ZM164 224V223H163ZM177 224V223H176ZM183 224V223H182ZM239 224V223H238ZM242 224V223H241ZM256 224V223H255ZM11 225V224H10ZM17 225V224H16ZM19 225V224H18ZM22 225V224H21ZM20 225V226H21ZM35 225V224H34ZM70 225V224H69ZM68 225V226H69ZM86 225V226H87ZM99 225V224H98ZM115 225V224H114ZM126 225V226H127ZM140 225V224H139ZM157 225H159V224H157ZM245 225V224H244ZM248 225V224H247ZM246 225V226H247ZM253 225V224H252ZM262 225V224H261ZM30 226H31V224H30ZM40 226H41V224H40ZM39 226V227H40ZM43 226H45V225H43ZM42 226V227H43ZM47 226H49V225H47ZM78 226V225H77ZM94 226V225H93ZM111 226V225H110ZM116 226H118V225H116ZM121 226V225H120ZM131 226H133L132 224H131ZM143 226V225H142ZM148 226V225H147ZM162 226V225H161ZM164 226H166V225H164ZM163 226V227H164ZM236 226V225H235ZM257 226V224L255 225V226H253V228H255ZM10 227H12V226H10ZM22 227V226H21ZM23 227H26V226H23ZM28 228H31V227H29V226H27ZM35 227V226H34ZM51 227V226H50ZM55 227V226H54ZM81 227V226H80ZM88 227V226H87ZM87 227H86V229H87ZM98 227V226H97ZM104 227V226H103ZM139 227V226H138ZM151 227H153V226H151ZM237 227H240L239 225L237 226ZM250 227H251V225H250ZM258 227H260V226H258ZM264 227V226H263ZM16 228V227H15ZM15 228H13V229H15ZM27 228V229H28ZM41 228V227H40ZM40 228H39V230H40ZM60 228V227H59ZM67 228V227H66ZM72 228V227H71ZM78 228V227H77ZM84 228V227H83ZM94 228V227H93ZM92 227H91V229H93ZM119 228V227H118ZM129 228V227H128ZM132 228H134V227H132ZM146 228V227H145ZM155 228H156V226H155ZM158 228V227H157ZM173 228V227H172ZM175 228V227H174ZM7 229V228H6ZM8 229H10L9 231H11L12 229L11 228H9L8 227ZM19 229V228H18ZM20 229H23V228H20ZM34 229V228H33ZM62 229V228H61ZM73 229V228H72ZM95 229V228H94ZM100 229H101V227H100ZM104 229V228H103ZM127 229V228H126ZM136 229H137V227H136ZM166 229V228H165ZM185 229V228H184ZM225 229V228H224ZM233 229V228H232ZM88 230V229H87ZM90 230V229H89ZM151 230H152V228H151ZM158 230H160V229H158ZM157 230V231H158ZM186 230V229H185ZM184 230V231H185ZM230 230H231V228H230ZM1 231V230H0ZM15 231V230H14ZM21 231V233H23L22 232V230H20ZM24 231H26V230H24ZM28 231V230H27ZM32 230H30V231H28V232H30V233H32L31 232ZM48 231V230H47ZM56 231V230H55ZM78 231V230H77ZM79 231H80V229H79ZM78 231V232H79ZM91 231V230H90ZM89 231V232H90ZM98 231H100L99 230V228H98ZM113 231H114V229H113ZM116 231V230H115ZM153 231V230H152ZM161 231V230H160ZM165 231V230H164ZM235 231V230H234ZM244 231H246V230H244ZM248 231V230H247ZM35 231H33V233H34ZM44 232V231H43ZM59 232H60V230H59ZM103 233H104V231H102ZM108 232V231H107ZM166 232V231H165ZM169 232V231H168ZM171 232V231H170ZM173 232H175V231H173ZM182 232V231H181ZM238 232V231H237ZM241 232V231H240ZM239 232V233H240ZM5 234V236H6V231L4 232ZM11 233V232H10ZM25 233V235H26V233L27 232H24ZM29 233V234H30ZM39 233H41V231L40 232H38L37 234H39ZM48 233V232H47ZM49 233H51V232H49ZM49 233H48V235H49ZM56 233V232H55ZM61 233H63V232H61ZM67 233V232H66ZM81 233V232H80ZM85 233V232H84ZM91 233V232H90ZM96 233V232H95ZM106 233V232H105ZM111 233V232H110ZM112 233H114V232H112ZM160 233V232H159ZM179 233H180V230H179ZM8 234V233H7ZM14 234H16V233H14ZM13 234V235H14ZM28 234V233H27ZM93 234V233H92ZM98 234V233H97ZM165 234V233H164ZM168 234V233H167ZM178 234V233H177ZM177 234H175V235H177ZM187 234V233H186ZM241 234V233H240ZM18 235H20V233L19 234H17V237H18ZM24 235V234H23ZM23 235H21V236H23ZM24 235V236H25ZM32 235H34V234H32ZM51 235V234H50ZM55 235H57V234H55ZM78 235V234H77ZM76 235V236H77ZM81 235V234H80ZM84 235V234H83ZM82 235V236H83ZM114 235V234H113ZM180 235V234H179ZM229 235H230V233H229ZM242 235V234H241ZM252 235V234H251ZM0 236H2L3 237V234L2 235H0ZM16 236V235H15ZM30 236V235H29ZM36 236V235H35ZM40 236H42V235H40ZM54 236V235H53ZM59 236V235H58ZM62 236V235H61ZM75 236V235H74ZM74 236H71V237H74ZM86 236V235H85ZM93 236V235H92ZM98 236H99V234H98ZM145 236V235H144ZM156 236V235H155ZM183 236V235H182ZM186 236V235H185ZM238 236V235H237ZM1 237V238H2ZM9 236H6V238H8ZM11 237V236H10ZM9 237V238H10ZM26 237V236H25ZM24 237V238H25ZM49 237V236H48ZM69 237V236H68ZM101 237V236H100ZM108 237V236H107ZM230 237V236H229ZM21 238V237H20ZM19 238V239H20ZM31 238H32V236H31ZM43 238V237H42ZM45 238V237H44ZM52 238V237H51ZM83 238V237H82ZM94 238V237H93ZM120 238V237H119ZM228 238V237H227ZM231 238V237H230ZM234 238V237H233ZM11 239H12V237H11ZM13 239H14V236H13ZM27 239V238H26ZM33 239V238H32ZM35 239V238H34ZM41 239V238H40ZM70 239V238H69ZM84 239V238H83ZM90 239V238H89ZM111 239V238H110ZM240 239V238H239ZM8 240V239H7ZM21 240V239H20ZM49 240V239H48ZM73 240V239H72ZM78 240V239H77ZM76 240V241H77ZM93 240V239H92ZM99 240H101V239H99ZM142 240V239H141ZM247 240V239H246ZM18 241V240H17ZM43 241V240H42ZM71 241V240H70ZM75 241V242H76ZM85 241H87V240H85ZM95 241V240H94ZM107 241V240H106ZM115 241V240H114ZM118 241V240H117ZM121 241V240H120ZM126 241V240H125ZM229 241V240H228ZM240 241V240H239ZM243 241V240H242ZM3 243H4V240L2 241ZM6 242V241H5ZM12 242H13V240H12ZM15 242V241H14ZM66 242V241H65ZM79 242H83L82 240L81 241H79ZM103 242H105V241H103ZM123 242V241H122ZM151 242V241H150ZM233 242H236V241H233ZM247 242V241H246ZM18 243V242H17ZM60 243H62V242H60ZM64 243V242H63ZM69 243V242H68ZM84 243V242H83ZM129 243H131V241L129 242ZM248 243V242H247ZM1 244V243H0ZM11 244V243H10ZM9 244V245H10ZM13 244V243H12ZM19 244V243H18ZM65 244V243H64ZM71 244V243H70ZM74 244V243H73ZM77 244V243H76ZM85 244V243H84ZM83 244V245H84ZM86 244H88V243H86ZM90 244V243H89ZM88 244V245H89ZM114 244V243H113ZM117 243H115L112 247H114L115 245H116ZM121 244V243H120ZM133 244V243H132ZM152 244V243H151ZM3 245V244H2ZM1 245V246H2ZM50 245V244H49ZM63 245V244H62ZM66 245V244H65ZM98 245V244H97ZM108 245H110V244H108ZM122 245V244H121ZM139 245H141V244H139ZM153 245V244H152ZM0 246V247H1ZM5 246H7L8 248H9V246L8 245H6V243H5ZM12 246V245H11ZM17 246V245H16ZM70 246V245H69ZM103 246V245H102ZM119 246V245H118ZM123 246V245H122ZM14 247V246H13ZM56 247V246H55ZM54 247V248H55ZM65 247V246H64ZM76 247V246H75ZM84 247H85V245H84ZM101 247V246H100ZM109 247V246H108ZM120 247V246H119ZM128 247V246H127ZM126 247V248H127ZM136 247V246H135ZM138 247V246H137ZM141 247H142V245H141ZM167 247V246H166ZM169 247V246H168ZM3 248V247H2ZM58 248V247H57ZM71 248V247H70ZM73 248V247H72ZM83 249L82 248V245H81V247H79V249ZM97 248H99V247H97ZM124 248V247H123ZM122 248V249H123ZM161 248V247H160ZM10 249V248H9ZM62 249V248H61ZM78 249V248H77ZM77 249H74V250H77ZM78 249V250H79ZM91 249H92V247H91ZM90 249V250H91ZM108 249V248H107ZM138 249V248H137ZM145 249V248H144ZM146 249H147V247H146ZM153 249V248H152ZM166 249V248H165ZM53 250H56V248L55 249H53ZM64 250V249H63ZM73 250V251H74ZM86 250V249H85ZM109 250V249H108ZM149 250V249H148ZM60 251V250H59ZM62 251V250H61ZM64 251H66V250H64ZM72 251V250H71ZM71 251H69V252H71ZM92 251V250H91ZM98 251V250H97ZM96 251V252H97ZM137 251V250H136ZM146 252H148L147 250H145ZM144 251V252H145ZM162 251V250H161ZM55 252V251H54ZM57 252V251H56ZM67 252H68V250H67ZM130 252H132V251H130ZM138 252H139V250H138ZM149 252H150V250H149ZM6 253V252H5ZM10 253V252H9ZM61 253V252H60ZM59 253V254H60ZM75 253V252H74ZM126 253H127V251H126ZM136 254H137V252H135ZM151 253V252H150ZM153 253V252H152ZM154 253H155V251H154ZM158 253H160L159 251H158ZM52 254H53V252H52ZM51 254V255H52ZM78 254V253H77ZM85 254H87V253H85ZM133 254V253H132ZM144 254V253H143ZM149 254V253H148ZM156 254V253H155ZM168 254V253H167ZM54 255H56V254H54ZM65 255H66V252H65ZM71 255V254H70ZM88 255H90V254H88ZM127 255V254H126ZM142 255V254H141ZM145 255V254H144ZM159 255V254H158ZM161 255V254H160ZM159 255V256H160ZM72 256H74V255H72ZM79 256H80V254H79ZM96 256V255H95ZM100 256V255H99ZM128 256V255H127ZM162 256V255H161ZM2 257V256H1ZM60 257V256H59ZM63 257H64V255H63ZM98 257V256H97ZM96 257V258H97ZM133 257V256H132ZM141 257V256H140ZM147 257V256H146ZM151 257V256H150ZM154 257V256H153ZM35 258V257H34ZM75 258V257H74ZM101 258V257H100ZM144 258V257H143ZM165 258V257H164ZM168 258V257H167ZM33 259V258H32ZM67 259H68V257H67ZM83 259V258H82ZM93 259V258H92ZM148 259L150 260V258L148 257ZM155 259V258H154ZM153 259V260H154ZM157 259H159V258H157ZM7 260V259H6ZM58 260V259H57ZM71 261L73 260V259H70ZM137 260V259H136ZM146 260V259H145ZM161 260V259H160ZM255 260V259H254ZM257 260V259H256ZM1 261H2V259H1ZM4 261V260H3ZM63 261V263L64 262H67V260H65L64 261V259L62 260ZM61 261V262H62ZM74 261V260H73ZM76 261H77V255H76ZM86 261H87V259H86ZM99 261V260H98ZM123 261V260H122ZM258 261V260H257ZM256 261V262H257ZM9 262V261H8ZM68 262H69V260H68ZM132 262V261H131ZM7 263V262H6ZM13 263V262H12ZM56 263V262H55ZM70 263V262H69ZM68 263V264H69ZM96 263V262H95ZM119 263V262H118ZM149 263V262H148ZM161 262H159V264H160ZM164 263V262H163ZM60 264H62V263H60ZM90 264V263H89ZM92 264V263H91ZM139 264V263H138ZM144 264V263H143ZM150 264V263H149ZM153 264V263H152ZM154 264H157V262L155 261L154 262ZM165 264V263H164ZM255 264H257V263H255Z\"/></svg>",
    "mask_w": 264,
    "mask_h": 264
}]
</instances>
